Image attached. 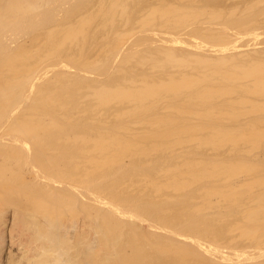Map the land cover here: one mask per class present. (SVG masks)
<instances>
[{"label": "bare ground", "instance_id": "1", "mask_svg": "<svg viewBox=\"0 0 264 264\" xmlns=\"http://www.w3.org/2000/svg\"><path fill=\"white\" fill-rule=\"evenodd\" d=\"M123 1L110 0L109 8L100 1L104 19L92 27V36L104 28L111 38L90 47L94 61L80 63L82 71L106 65L107 73L97 70L105 79L56 74L39 83L45 88L24 110L27 118L20 120L27 127L17 123L15 131L23 129L41 158L37 152L30 160L31 148L12 139V132L0 134L5 264H264V176L253 174L264 170L245 157L264 147V61L228 54L237 41L230 35L251 37L257 25L215 8L214 0L164 4L139 17ZM13 2L15 17L43 6V0ZM91 20L80 17L43 58L60 60L64 51H78L75 59L82 58L84 49L75 50L76 43ZM139 20V26L131 25ZM229 22L234 30L225 35ZM138 28L156 32L158 40L142 45L135 37ZM184 41L190 47H181ZM34 57L19 51L16 58L23 61L5 65L0 73L9 71L17 85L29 86L37 79L28 77L46 65L37 67ZM85 86L94 87L93 103L84 100ZM19 94L0 84V122L27 102L28 96ZM223 152L228 153L220 157ZM82 187L91 188V198L107 193L139 212L148 196L153 212L163 213L178 233L201 239L183 242L142 233L128 222L152 226L151 219L97 199L82 207L100 231L95 243L78 226ZM162 193L165 202L157 199ZM240 212L247 221L241 226L234 221ZM66 214L72 224L65 223ZM228 240L246 247L238 252L224 245ZM239 253L240 259L231 257Z\"/></svg>", "mask_w": 264, "mask_h": 264}, {"label": "rangeland", "instance_id": "2", "mask_svg": "<svg viewBox=\"0 0 264 264\" xmlns=\"http://www.w3.org/2000/svg\"><path fill=\"white\" fill-rule=\"evenodd\" d=\"M15 0H0V70L1 68L4 69L5 65L14 64L18 62H21L23 60L17 59L16 56L19 53V51L23 52H33L34 61H36L37 67H39L41 64L46 63L45 70L44 71H37L32 76L28 78H36L37 81L33 82L29 86H19L17 85L16 79H13L15 76L9 71H2L0 73V84L5 89L7 93L14 91L15 93L17 91L27 95V102L26 103H20L18 106L14 108H11L9 111L10 116H6L1 122H0V134L3 133H10L12 139L16 140V142H25L28 144V146L31 148L30 150V160L34 161V158H38L37 152L40 153V149L31 143V139L28 137V135L23 134V129L27 127V124H25L24 120H20L21 118H27L26 115H24V110L27 109L29 106L36 104L37 98L40 95V92L38 91L41 87L43 88L44 84L40 86L39 83L46 82L47 79L52 78L56 74L63 73L68 75L69 73H78L86 76L89 79H100L104 80L105 78L100 77L98 75V72H101L100 70L97 72L98 69H101L100 67L98 69L93 68H86L84 71H82V67L80 66V63L82 59H88L89 61H94L95 58L93 57V51L90 47L98 46L101 44H106L110 38L111 35H105L103 29L100 30V33H98L95 37L92 36L93 29L92 27L95 25L100 24L104 17L101 15L100 11L105 10V7H103L100 4L101 0H43V6L39 7L37 10L33 12L24 13L18 17H15L13 14V7ZM18 3H21L23 0H16ZM29 2H35L36 0H28ZM118 0H115L117 2ZM107 3L106 8H109L110 6V0L109 2L105 0ZM169 2V3H168ZM190 0H128L127 4L129 6V10L131 11H137L138 17L141 15H144L149 8L153 7H160L161 5L167 4V6H170L171 4L184 6L188 5ZM198 3H203L205 0H197ZM124 6L126 5V1H123ZM250 6V8H249ZM214 7L221 9L224 13L227 14H236V18L240 19L242 18L244 21L250 22L251 26L253 24L257 25V28L251 30V37L248 36H238V38L233 37L230 35L231 38H235V50L231 54H236L239 60L243 61H250L254 59L255 61H264V0H214ZM249 8V9H248ZM247 10H250L247 11ZM21 12V11H20ZM246 14V15H245ZM253 14V15H252ZM234 15L230 16V20ZM82 16H92V20L88 23V25L85 27L84 35L79 36V40L76 43L77 49H84V54L82 53V58L75 59L78 55V51H71V52H62L63 56H61L60 60L53 59V60H47V58H43L45 52L47 49H50L55 42H58L62 35L70 33L71 29L74 25H78L76 22L78 19ZM24 17V18H23ZM118 17V15H116ZM253 17V19H251ZM119 18V17H118ZM138 19V18H137ZM235 19V18H234ZM238 19V20H239ZM241 19V20H242ZM257 21H255V20ZM136 21V19H132ZM254 20V21H253ZM236 21V19L234 20ZM252 21V22H251ZM232 22V21H230ZM229 22V26L227 25V28L224 29L225 35L229 33L230 30H234L230 28V25H232ZM243 21L239 22L241 24ZM140 20L137 23L131 24L132 26H139ZM218 21L211 22V24H217ZM233 24L235 22H232ZM228 24V23H227ZM238 22L236 23V27ZM120 26V19L119 24L117 27ZM233 26V25H232ZM235 26V24H234ZM233 26V27H234ZM214 30H218V26H212ZM107 29V28H105ZM142 29H137V33L135 34V37H138L139 43L142 45H150L154 40H158V36L155 35L156 32H149V33H143ZM89 32V34H88ZM113 35V34H112ZM163 33L160 34V37H162ZM208 35V33L206 34ZM253 36V37H252ZM251 38H254V40H251L253 47L249 49L246 44L250 41ZM55 40V41H53ZM86 40L88 43H85ZM91 40L95 41L94 44H89ZM171 38H169L170 42ZM90 46H89V45ZM182 44V45H181ZM181 47L189 46V43L184 41L181 43ZM88 45V46H87ZM5 46V48H4ZM212 49H209L208 53H211ZM242 51V53H240ZM182 52V51H181ZM205 53V52H204ZM205 53L209 56L212 54ZM225 55V52L222 54V56ZM215 58L222 57L214 55ZM68 57H71L73 59H70ZM75 61V62H73ZM57 63V67H53V63ZM78 65H77V64ZM77 66H75V65ZM106 67V65H105ZM103 66V72L104 70L108 69ZM2 69V70H3ZM101 72V73H103ZM107 73V72H104ZM168 73V72H167ZM106 76V75H104ZM20 80V78H18ZM48 83V82H47ZM45 88V87H44ZM93 92L94 87L93 86H85V89H83V93H85L84 100L88 103H93ZM19 94V95H20ZM17 95V101L21 98ZM22 126L19 128L23 129L21 131H15L17 129V123H22ZM231 123V122H230ZM227 121V124H230ZM232 124V123H231ZM20 126V125H18ZM23 134V135H22ZM48 149V148H47ZM209 153L213 154V152L208 151ZM228 152H223L220 154V157H224L227 155ZM40 153V158H41ZM245 157L252 160L254 163L261 165V169L264 170V147L257 150L253 155L245 154ZM39 158V159H40ZM38 163L39 161H35ZM82 165H89L88 162L81 163ZM257 176H264V171L260 173H253ZM1 189L3 188L2 185H0ZM90 190L91 188L82 187L79 193L77 194V201L78 205L81 206V215L78 219V226L79 229L82 232V235L84 237L89 238V240L94 241L95 243L98 242V239L100 237V231H96L93 226V222L91 221L90 217L87 216V214L82 209L83 205L86 203H89L93 201L96 203L97 199L99 201L101 200H108L111 201L113 204L116 205L117 211L119 210H128L130 213L134 214L135 216H138L140 218L144 219H151L152 220V226H147L144 223L141 222H128L130 226L138 227L142 233L151 234L155 236H167L170 237L173 240H181L186 241L190 240L192 242H195L197 240H200L201 238L197 236V234L194 233H187L180 234L178 233L175 228L171 225L166 223L164 220H167L164 217L163 213L159 212H153L154 210L151 209L149 201L152 200V198L146 196L144 198V209L143 211L135 210L130 204H119L116 201V198L110 194L104 193L99 195H96L94 198L90 197ZM165 193H162L157 199L159 201L165 202ZM130 199V198H128ZM201 200V199H200ZM248 208H251L252 206H246ZM241 211V210H240ZM5 217V215H4ZM1 218V217H0ZM66 221L65 223L72 224L73 221L70 220V215H65ZM122 218V217H121ZM5 219V218H4ZM149 221V220H147ZM234 221H237L240 223L239 226L246 224V219L244 214L240 212V215H237L234 217ZM1 224V222H0ZM234 236V233L231 235V237ZM4 238L1 237L0 239V264H5V251L7 248V242ZM224 245L230 247L231 249H235L238 252L242 251L243 246L246 247L245 244H243L242 241H229L228 243H225ZM222 248V247H221ZM214 249V248H213ZM4 251V252H3ZM237 252V253H238ZM234 259H240L242 256L239 254H235L231 256Z\"/></svg>", "mask_w": 264, "mask_h": 264}]
</instances>
